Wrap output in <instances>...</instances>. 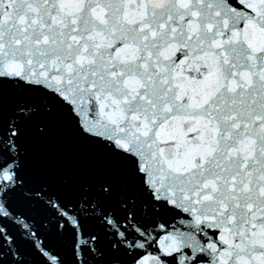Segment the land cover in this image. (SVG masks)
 <instances>
[{
    "label": "snow or ice",
    "instance_id": "obj_1",
    "mask_svg": "<svg viewBox=\"0 0 264 264\" xmlns=\"http://www.w3.org/2000/svg\"><path fill=\"white\" fill-rule=\"evenodd\" d=\"M0 264H264V0H0Z\"/></svg>",
    "mask_w": 264,
    "mask_h": 264
}]
</instances>
